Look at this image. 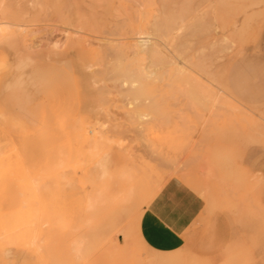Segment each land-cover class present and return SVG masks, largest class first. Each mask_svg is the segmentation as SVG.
I'll use <instances>...</instances> for the list:
<instances>
[{
    "label": "rangeland",
    "instance_id": "1",
    "mask_svg": "<svg viewBox=\"0 0 264 264\" xmlns=\"http://www.w3.org/2000/svg\"><path fill=\"white\" fill-rule=\"evenodd\" d=\"M0 29V264H264L259 164L232 161L264 138V0H0ZM171 181L204 207L164 249Z\"/></svg>",
    "mask_w": 264,
    "mask_h": 264
},
{
    "label": "crops",
    "instance_id": "2",
    "mask_svg": "<svg viewBox=\"0 0 264 264\" xmlns=\"http://www.w3.org/2000/svg\"><path fill=\"white\" fill-rule=\"evenodd\" d=\"M264 52V36L262 42ZM204 207L198 194L191 190L179 189L176 181H171L162 190L159 200L153 205V222L148 223V240L158 243L164 249H176L185 245L193 222ZM165 212L175 225L174 228L161 227L160 215ZM152 228V229H151Z\"/></svg>",
    "mask_w": 264,
    "mask_h": 264
},
{
    "label": "snow or ice",
    "instance_id": "3",
    "mask_svg": "<svg viewBox=\"0 0 264 264\" xmlns=\"http://www.w3.org/2000/svg\"><path fill=\"white\" fill-rule=\"evenodd\" d=\"M4 29H0V33H3ZM0 71H3L4 74L7 76L8 72L11 71V66L7 61L0 63ZM108 143H111V141H105L103 137L98 139L96 141V152L100 154L101 159H106L107 157L104 155L105 149L107 148ZM255 145L248 146V148H241L233 152L232 154V161L234 166L236 167L237 171L242 177H249L254 176L257 174V163L259 164V177L261 184H264V138H262L259 141L258 149H259V161H253L250 156H246V151H252L255 149ZM146 205H141L140 211L143 212L145 210ZM160 215V221H161V227H168V228H174L175 225L172 223V221L168 218V216L165 214V212L160 211L157 209ZM39 244V240H37L33 247H36V245ZM42 251V249H38V252ZM37 264H44L43 261H38ZM71 264H87L86 261H83L81 259H77L71 262ZM203 264H218L216 261L207 260L204 261ZM224 264H235L232 260H226Z\"/></svg>",
    "mask_w": 264,
    "mask_h": 264
},
{
    "label": "bare ground",
    "instance_id": "4",
    "mask_svg": "<svg viewBox=\"0 0 264 264\" xmlns=\"http://www.w3.org/2000/svg\"><path fill=\"white\" fill-rule=\"evenodd\" d=\"M250 2H251V1H250ZM251 3H252V2H251ZM252 4L255 5V2L252 3ZM256 4H257V3H256ZM247 6H248V5H247ZM244 8H246V7H244ZM244 8H243V9H244ZM252 8H253V7H252ZM248 9H249V8H248ZM246 10H247V9H246ZM252 10H253V9H250L249 11L252 12ZM257 10H258V9H257ZM241 11H242V10H240V12H241ZM244 11H245V10H244ZM221 12H222V11H221ZM225 12H226V11H225ZM240 12H239V13H240ZM243 13H244V12H243ZM247 14H248V13H247ZM247 14H246V17H248ZM224 15H225V14H224ZM240 17H241V16H240ZM240 17H239V18H240ZM243 17H244V16H243ZM241 18H242V17H241ZM244 18H245V17H244ZM249 18H250V17H249ZM253 18H254V17H253ZM225 19H226V17H225ZM224 21H225V20H224ZM228 21H229V20H228ZM239 21H240V20H239ZM244 21H245V20H244ZM225 22H226V21H225ZM251 22H253V21H251ZM239 24H241V22H240ZM230 25H231V22H230ZM237 25H238V24H236V26H237ZM231 26H232V25H231ZM231 26H230V27H231ZM238 26H239V25H238ZM241 26H242V25H241ZM228 27H229V26H228ZM248 28H249V27H248ZM240 29H242V28L240 27ZM244 29H245V28H244ZM227 30H228V29H227ZM232 30H234V29H232ZM237 30H238V29H237ZM235 32H236V31H235ZM33 33H34V32H33ZM231 33H232V31H231ZM231 33H230V34H231ZM238 35L241 36V34H238ZM229 36H230V35H229ZM232 36H233V35H232ZM242 37L244 38V35H243ZM242 37H241V38H242ZM233 38H234V37H233ZM235 38H236V37H235ZM230 39H231V38H230ZM231 41L236 42V41H234V40H231ZM239 42H240V41H239ZM231 43H232V42H231ZM231 43H230V41H229V45H230ZM233 45H234V44H233ZM174 47H175V46H174ZM46 100H47V99H46ZM55 118H56V117H55ZM63 122H64V121H63ZM64 126H65V124H64ZM87 135H88V133H87Z\"/></svg>",
    "mask_w": 264,
    "mask_h": 264
}]
</instances>
